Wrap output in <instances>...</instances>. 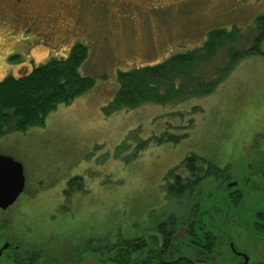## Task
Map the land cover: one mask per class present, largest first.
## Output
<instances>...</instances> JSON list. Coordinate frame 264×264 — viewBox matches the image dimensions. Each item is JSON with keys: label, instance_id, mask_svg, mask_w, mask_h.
Returning a JSON list of instances; mask_svg holds the SVG:
<instances>
[{"label": "rangeland", "instance_id": "374dc122", "mask_svg": "<svg viewBox=\"0 0 264 264\" xmlns=\"http://www.w3.org/2000/svg\"><path fill=\"white\" fill-rule=\"evenodd\" d=\"M96 1L101 2L65 0L51 10L42 1L32 12L37 20L30 15L27 22L0 2V80L67 57L78 43L89 49L81 75L96 80L71 104L59 105L43 126L0 135V154L22 162L31 184L45 176L59 189L55 193L64 195L60 204L66 209L54 204L35 220L63 218L68 228L60 226L62 232L73 238L78 233L148 236L162 221L180 225L205 208L207 217L223 219L225 206L215 207L209 196L226 179L252 190L248 199L254 203L264 200V179L253 186L245 181L264 168L259 163L264 160V55L244 53L261 31L264 0ZM217 28L238 33L215 50L212 66L197 79L172 73L160 90L164 95L176 84L199 92L200 80L207 85L220 80L213 93L189 92L178 103L121 104L105 112L120 89L119 72L203 48ZM230 46L244 57L233 59ZM261 47L264 51V41ZM14 54L21 55L16 62L10 59ZM191 155L201 158L194 175L187 169ZM176 175L184 183L197 182L195 190L170 189ZM204 199L207 203L197 207ZM53 227L49 231L55 233ZM248 227L231 223L227 233L238 248L246 247L251 264H264V241ZM66 253L74 255L70 248ZM225 257L215 264H235Z\"/></svg>", "mask_w": 264, "mask_h": 264}, {"label": "flooded vegetation", "instance_id": "af4514ba", "mask_svg": "<svg viewBox=\"0 0 264 264\" xmlns=\"http://www.w3.org/2000/svg\"><path fill=\"white\" fill-rule=\"evenodd\" d=\"M1 1H5L7 10H11L14 17L22 18L23 22H27L30 15L37 20L32 12L42 1L47 2L48 10L56 9L59 3L65 4V0ZM103 2L113 3L114 0ZM259 163L264 164V160ZM261 175H264V168L247 175V185L253 186L256 179L263 180ZM30 179L26 175L24 191L13 204L0 207V264H215L226 256L223 250L227 253L229 248L230 253L224 258L226 261L251 264L249 251L246 247H237L231 234L227 233V227L231 223L243 228L249 226L251 233L264 241V200L259 199L261 204H258L254 203V198L248 199L252 190L241 187L239 181L226 179L224 187L216 191V195L209 196V199H215L211 202L215 207L225 206L223 219L217 215L214 219L213 216L207 217L205 208L202 215L198 211L196 218L180 225L186 228L179 236L178 224L165 226L162 221L148 236L134 234L119 238L116 233L99 236L78 233L73 238L66 231L62 232L60 226L68 228L63 218L35 220L39 212H49L54 204L64 209L67 207L60 204L64 195L55 193L59 189L49 185L45 176L36 184H31ZM203 202L207 203L205 199L197 201V207ZM51 225L57 230L55 233L49 231ZM71 238L74 244L70 242ZM69 248L74 255L66 253Z\"/></svg>", "mask_w": 264, "mask_h": 264}, {"label": "trees", "instance_id": "16d2710c", "mask_svg": "<svg viewBox=\"0 0 264 264\" xmlns=\"http://www.w3.org/2000/svg\"><path fill=\"white\" fill-rule=\"evenodd\" d=\"M258 20L261 21V31L254 40L255 45L244 52L245 55L251 53L264 55L261 47L264 41V15ZM236 33L238 29L228 31L226 28H217L210 32V40L203 48L175 54L161 63L119 72L120 89L114 101H111L112 105L107 106L105 112L112 113L121 107V104L134 108L147 101L178 103V101L187 100L190 95L188 93L192 91L184 85H168L167 93L164 95L160 92L161 87L165 86V81L172 76V73L176 74L175 78L186 75L197 79L196 76L205 71V68L212 66L211 60L215 50L221 45L234 41ZM229 48L233 59L244 57L231 46ZM88 54V47L78 43L67 57L52 58L41 65L34 66L27 74L9 75L0 80V135L13 131L25 132L31 127L43 126L49 114L59 105H69L77 97L93 88L96 83L95 78L85 77L80 72V67ZM20 58L21 55L15 54L10 59L16 62ZM203 80L205 79L199 81L200 91L191 94L209 95L213 93L220 81H212L207 85ZM200 159L192 155L187 159V169L192 175L200 170L197 165ZM176 177L177 184L173 186L171 184L168 187L173 188L178 194L184 193L188 186L195 190L198 185L197 182L191 181L184 183L183 176L176 175ZM165 222L163 221V224L166 226Z\"/></svg>", "mask_w": 264, "mask_h": 264}, {"label": "water", "instance_id": "95a60500", "mask_svg": "<svg viewBox=\"0 0 264 264\" xmlns=\"http://www.w3.org/2000/svg\"><path fill=\"white\" fill-rule=\"evenodd\" d=\"M26 184L25 169L22 162L15 158L0 154V207L13 204L24 191ZM180 233L185 231V226L179 227Z\"/></svg>", "mask_w": 264, "mask_h": 264}]
</instances>
